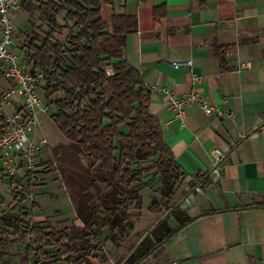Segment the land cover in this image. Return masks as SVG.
<instances>
[{
  "label": "crops",
  "instance_id": "1",
  "mask_svg": "<svg viewBox=\"0 0 264 264\" xmlns=\"http://www.w3.org/2000/svg\"><path fill=\"white\" fill-rule=\"evenodd\" d=\"M163 6L165 16L156 17L155 9ZM115 13L138 19L124 57L151 89L150 112L186 174L174 206L183 218L193 219L141 264H264V0H114L113 6L103 5L108 24ZM21 15L13 14L15 26L30 32L32 23ZM213 44L235 47L226 55L229 71H222ZM188 60L192 68L170 66ZM163 86L179 96L196 91L216 114L191 107L182 126L172 119ZM214 149L225 153L218 167ZM144 191L149 197L145 217L152 192Z\"/></svg>",
  "mask_w": 264,
  "mask_h": 264
},
{
  "label": "trees",
  "instance_id": "2",
  "mask_svg": "<svg viewBox=\"0 0 264 264\" xmlns=\"http://www.w3.org/2000/svg\"><path fill=\"white\" fill-rule=\"evenodd\" d=\"M113 4L114 0H22V9L36 13L40 24L25 32L20 48L33 69L44 73V100L55 109L51 119L63 137L80 148L108 192L101 196V204L84 196L76 210L83 226L63 230L27 222L29 214L23 211L0 212V261L9 256L10 248L26 243V255L35 257V264H106L109 258L100 239L106 231L118 237L134 230L131 212H142V192L152 186L146 174L155 168V176L165 179L155 193L170 204L174 189L186 178L166 144L160 120L150 112L151 89L124 57L128 35L138 31V19L115 13L108 24L102 7ZM154 12L156 17L166 14L164 6ZM64 31L69 36L62 43L56 36ZM213 47L222 71H229L226 55L235 47ZM107 67L113 68L112 76ZM6 128V117L0 114V134ZM149 162H155L153 168L146 165ZM21 182L11 178L10 184ZM18 198L25 202L26 193H16L15 201ZM161 205L155 197L149 212ZM182 219L150 248L142 241L123 264H141L193 221Z\"/></svg>",
  "mask_w": 264,
  "mask_h": 264
},
{
  "label": "rangeland",
  "instance_id": "3",
  "mask_svg": "<svg viewBox=\"0 0 264 264\" xmlns=\"http://www.w3.org/2000/svg\"><path fill=\"white\" fill-rule=\"evenodd\" d=\"M19 13L22 14L21 16L28 18L30 23H32L33 28L31 31L37 29L34 22L37 21L35 17H38L36 13L33 11L25 12L23 9ZM23 13H28L30 16L23 15ZM62 18L60 19L61 23H63ZM13 23L15 26L16 22L13 21ZM16 28L18 33L15 39L18 41L17 44L20 48L22 45L21 41L26 37V31L15 26ZM68 36V31H64L56 37L60 42L65 43ZM2 80L0 77V87H4L5 85ZM21 106L22 101L20 97L14 94L12 101H9L3 107L4 115H14V109ZM53 112H55V109L51 108L50 114ZM122 131H127L125 126L122 127ZM31 139L36 143L41 140L47 141V145L40 153V159L37 162L41 164L40 168H43L45 173L52 172L55 175L49 182L48 176L44 175V181L31 184L30 187L25 179L22 180L20 185H11V178L7 177L3 171H0V212L15 210V214L18 215L23 211V213L29 214V218H26L27 222L33 220L43 222L45 226L56 230H63L73 225L83 226L77 218L76 210L78 203L84 196H87L92 200V204H101V196L107 193L108 189L91 172L88 159L80 148L70 144L63 137L50 115L37 110V124ZM154 163L149 162L146 165L153 168ZM155 173L156 169L153 168L146 174V177L147 182H151L152 184L150 188L152 192L151 202L157 197L162 202L161 207H158L154 213L147 214L145 217L143 212H131L134 230L129 231L124 236L110 237L107 231L104 232L100 240L104 244V249L108 255V264H123L142 241H144L145 248H150L158 239L164 238L169 230L177 227L178 220H183L180 212L174 206L175 195L180 190L182 183L173 191V203H167V200H164L162 196H158L155 193L156 190L162 188L165 181L161 175L155 176ZM39 187H43L41 192L39 190L37 192L36 190ZM44 187H47V189H44ZM97 187L100 189V192L97 190ZM23 191L26 193V201L22 202L21 198L15 201L14 197L16 193L21 194ZM143 195L142 211L146 210L149 203L147 191H144ZM154 220L158 222L155 223ZM160 221H163V224L158 226ZM108 237L110 238L106 241ZM35 263V257L28 258L26 255V243L10 248L9 256L4 262L0 261V264ZM93 264L98 263L94 261Z\"/></svg>",
  "mask_w": 264,
  "mask_h": 264
},
{
  "label": "built area",
  "instance_id": "4",
  "mask_svg": "<svg viewBox=\"0 0 264 264\" xmlns=\"http://www.w3.org/2000/svg\"><path fill=\"white\" fill-rule=\"evenodd\" d=\"M21 9L22 0H0V77L5 84L0 87V114L4 115L3 107L12 101L14 94L22 101V106L14 115H4L7 128L0 134V171L7 177L25 179L27 184H37L45 179V171L40 168L41 164L37 160L47 141L36 143L31 136L37 124V110L50 115L51 108L44 100V73L33 69L28 56L15 42L16 29L12 17ZM170 66L180 70L192 68L193 63L190 60L171 62ZM106 73L112 76L113 68L107 67ZM160 92L166 96V105L172 112V119L182 126L191 107H199L210 117L216 114V109L196 91L179 96L169 87L163 86ZM212 156L214 166L218 167L225 153L214 149Z\"/></svg>",
  "mask_w": 264,
  "mask_h": 264
}]
</instances>
